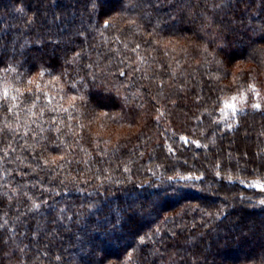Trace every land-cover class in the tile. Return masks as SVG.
Wrapping results in <instances>:
<instances>
[{
  "label": "trees",
  "instance_id": "1",
  "mask_svg": "<svg viewBox=\"0 0 264 264\" xmlns=\"http://www.w3.org/2000/svg\"><path fill=\"white\" fill-rule=\"evenodd\" d=\"M255 87L264 0H0V264H264Z\"/></svg>",
  "mask_w": 264,
  "mask_h": 264
},
{
  "label": "rangeland",
  "instance_id": "2",
  "mask_svg": "<svg viewBox=\"0 0 264 264\" xmlns=\"http://www.w3.org/2000/svg\"><path fill=\"white\" fill-rule=\"evenodd\" d=\"M254 89L258 91L253 96V98L254 97L256 98L254 101L251 100L250 102H248V95H249L248 92H245V93L243 92L238 95H234L232 97L227 98L223 104V116H230L233 114L235 115V113H237L239 110L245 109L249 107V105H259V108L264 107V103H263L262 95H261L262 90H259L258 87H255ZM230 104L235 105L237 109L235 113H233L232 108L227 107V105H230ZM249 184L255 186L256 188L261 189L260 185H264V182H262V180L254 179L250 181ZM261 191L264 192V190L262 189Z\"/></svg>",
  "mask_w": 264,
  "mask_h": 264
},
{
  "label": "snow or ice",
  "instance_id": "3",
  "mask_svg": "<svg viewBox=\"0 0 264 264\" xmlns=\"http://www.w3.org/2000/svg\"><path fill=\"white\" fill-rule=\"evenodd\" d=\"M5 95H7V93H5ZM233 99H235V98H233ZM227 107L232 108L233 113H235L237 111L235 105H231L230 104V105H227ZM254 107L259 108V105H254ZM260 187H261L262 190H264V185H260ZM261 203H264V201H261Z\"/></svg>",
  "mask_w": 264,
  "mask_h": 264
}]
</instances>
